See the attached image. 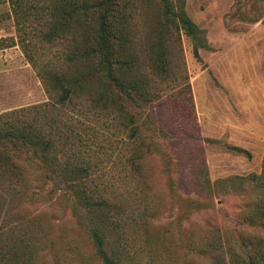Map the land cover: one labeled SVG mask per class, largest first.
I'll use <instances>...</instances> for the list:
<instances>
[{"label":"rangeland","instance_id":"374dc122","mask_svg":"<svg viewBox=\"0 0 264 264\" xmlns=\"http://www.w3.org/2000/svg\"><path fill=\"white\" fill-rule=\"evenodd\" d=\"M121 5L128 43L116 71L127 85L137 81L148 103L136 92L121 115L83 96L55 104L1 1L0 115L23 108L52 128L62 158L89 166L102 194L118 204L119 237L133 262L210 264L201 246L207 230L232 242L240 231L261 232L248 218L264 200V0H184L207 44L199 58L183 30L163 25L159 0ZM93 81L96 98L101 83ZM40 171H27L22 197L47 227L38 262L101 264L69 197L52 194Z\"/></svg>","mask_w":264,"mask_h":264},{"label":"trees","instance_id":"16d2710c","mask_svg":"<svg viewBox=\"0 0 264 264\" xmlns=\"http://www.w3.org/2000/svg\"><path fill=\"white\" fill-rule=\"evenodd\" d=\"M1 1L8 3L17 42L55 104H73L83 96L92 99L94 107L121 115L126 99L136 101V92L145 103L150 101L146 92L137 89V81L127 85L116 71L128 43L121 0ZM159 4L163 25L183 30L199 58V48L207 44L203 30L184 11V0H159ZM52 47L55 49L49 57ZM158 55V67L163 70L164 62ZM93 79L101 83L96 98L91 96ZM29 118L23 108L0 115V264H40L38 258L47 247V227L41 216L22 203L26 173L38 169L43 180L51 184L52 194L61 199L69 197L72 213L85 228L93 255L101 264H137L119 237L118 204L102 194L89 166L70 156L61 157L63 150L52 128ZM48 125L54 126L50 120ZM254 211L248 224L260 233L240 231L232 242L225 232L226 236L207 230L201 246L210 264H264V200Z\"/></svg>","mask_w":264,"mask_h":264}]
</instances>
